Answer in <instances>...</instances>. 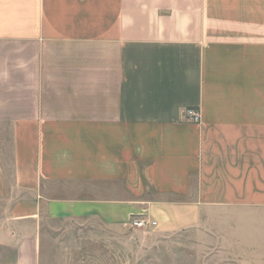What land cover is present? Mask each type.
I'll use <instances>...</instances> for the list:
<instances>
[{
    "label": "crops",
    "instance_id": "crops-1",
    "mask_svg": "<svg viewBox=\"0 0 264 264\" xmlns=\"http://www.w3.org/2000/svg\"><path fill=\"white\" fill-rule=\"evenodd\" d=\"M225 213L264 214V0H0V264Z\"/></svg>",
    "mask_w": 264,
    "mask_h": 264
},
{
    "label": "rangeland",
    "instance_id": "rangeland-1",
    "mask_svg": "<svg viewBox=\"0 0 264 264\" xmlns=\"http://www.w3.org/2000/svg\"><path fill=\"white\" fill-rule=\"evenodd\" d=\"M200 226L169 235L130 232L109 240L99 224L43 220L51 252L66 249L65 264H264V214H205Z\"/></svg>",
    "mask_w": 264,
    "mask_h": 264
},
{
    "label": "built area",
    "instance_id": "built-area-1",
    "mask_svg": "<svg viewBox=\"0 0 264 264\" xmlns=\"http://www.w3.org/2000/svg\"><path fill=\"white\" fill-rule=\"evenodd\" d=\"M184 117L191 123L198 124L200 122L199 112L195 109L186 110ZM130 226L134 230L150 231L156 226V223L144 217H133L130 220Z\"/></svg>",
    "mask_w": 264,
    "mask_h": 264
}]
</instances>
